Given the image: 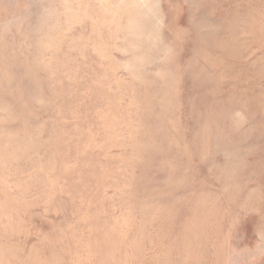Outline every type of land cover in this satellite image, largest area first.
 <instances>
[{
	"label": "rangeland",
	"instance_id": "rangeland-1",
	"mask_svg": "<svg viewBox=\"0 0 264 264\" xmlns=\"http://www.w3.org/2000/svg\"><path fill=\"white\" fill-rule=\"evenodd\" d=\"M0 264H264V0H0Z\"/></svg>",
	"mask_w": 264,
	"mask_h": 264
}]
</instances>
